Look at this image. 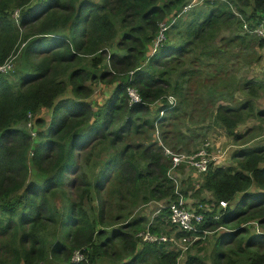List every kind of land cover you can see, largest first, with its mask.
<instances>
[{"label":"trees","instance_id":"obj_1","mask_svg":"<svg viewBox=\"0 0 264 264\" xmlns=\"http://www.w3.org/2000/svg\"><path fill=\"white\" fill-rule=\"evenodd\" d=\"M192 1L0 0V67L12 62L0 72V264H179L183 249L140 236L177 231L169 208L176 194L155 121L164 145L186 148L204 127L205 101L217 92L226 101L212 111L213 124L236 143L246 119L264 122L254 100L264 81L221 77L241 51L262 57L264 38L253 31L262 24L264 0ZM189 84L203 90L200 101L189 99ZM238 90L246 100L234 105ZM170 95L180 105L160 117ZM154 104H162L155 113ZM180 115L189 118L181 126ZM234 159L239 169L210 163L202 175L201 190L216 206L228 203L206 213L202 226L229 229L218 237L211 264H264V233L251 225L264 230V147ZM136 193L141 202L127 205ZM161 202L169 205L152 222H127L132 207ZM186 264L208 263L188 255Z\"/></svg>","mask_w":264,"mask_h":264},{"label":"rangeland","instance_id":"obj_2","mask_svg":"<svg viewBox=\"0 0 264 264\" xmlns=\"http://www.w3.org/2000/svg\"><path fill=\"white\" fill-rule=\"evenodd\" d=\"M194 3L195 1L193 0L191 4H194ZM241 35L244 36L242 32H241ZM238 54L241 57L237 58L236 60L234 58H231L228 66L224 67V70H223L224 73L221 74V77L228 79L230 82L233 81L234 77L236 78V80H241V81H244V79H246L247 81L255 80L258 82H263L264 81V48L261 50L260 55L262 57L259 60H256L255 56L254 57L244 56V51H241ZM9 64L11 65V62ZM211 69L213 70L214 67H212ZM202 83L205 86L210 85L206 82H202ZM194 85H195V82L193 83V86ZM236 85L238 86V88L240 87L238 84ZM198 87L199 85L193 88L192 85L189 84L188 88L192 94V95L190 94V98H189L191 101L201 100L203 90ZM104 91L106 90L104 89V86H103L102 92ZM238 92L242 94V98L240 100H235L234 105H239L240 103H244V101L246 100V96L244 95V92L240 90H238ZM222 94L223 93L216 92L214 97L213 95H211L205 101L204 105L207 106V109L205 113L206 117L203 119L204 127L200 129L201 133L199 134V131H196V134H192L191 136L192 138L189 141V145L185 146L186 148H182L181 146L176 149H174L172 146L171 148H173L176 151H181V152H194L200 149L205 142L211 141L213 147L210 150V158H211V162L214 163V166L215 167L217 166L225 167V168L232 167L234 169H239L238 161L234 159L235 153L240 152L241 150H244L246 148L264 147V122L256 118L246 119L244 123H242L239 126V129L237 130L238 134H243L242 141L239 143H236L232 137L226 134L225 131L215 127L213 124V115L211 116L212 111L216 109V106L219 102L226 101V100H223V98L226 95L223 96ZM258 95H259L258 96L259 98L254 99L256 101L255 103L256 109L264 110V90L262 89L259 90ZM176 98L178 99V97ZM103 99L104 97L100 98L99 102H102ZM179 105H180V100L178 99L177 107H179ZM152 106L153 107H151V109L153 113H155L157 111V108L160 107L159 104H154ZM40 116L43 118H46L47 123H48L51 118V112L48 110H44ZM188 119H186L183 115H180V120L178 121L180 123V126L182 122H187ZM198 120H200L199 117L196 118L195 120H191L190 122L198 121ZM189 125L192 128H195L194 124H189ZM259 125L262 126L263 130H258L257 126ZM155 128L157 129L156 125H155ZM201 174L202 173L197 172V175L199 177H196L195 172L193 170H183L182 180H184V189H187L189 186L190 187L196 186V189H197L198 185L200 186L198 193H196L195 195L196 198L193 196L194 191L190 190L188 194V197L191 195V199H189V203L194 208L203 206L205 210H208L210 207H212V209L217 208V210H219L220 206L219 205L216 206L214 204V197L211 196L212 194L209 193L207 190H201V187L204 182L203 176H201ZM115 188L116 187H113L111 189V192L109 193V197L111 200V204L113 206V213L117 214L116 209L118 207L119 200L116 199L114 196ZM241 196L242 194H240L237 197V199H239ZM125 200H126L125 203L127 205L130 204L131 202H137V203L141 202V198L138 196L137 193L133 196L126 197ZM210 200H211V204L209 203ZM193 202L195 203L196 206L192 204ZM168 205H166L164 202H161V203H151L147 206H141L139 209H137V206L132 207L131 210L133 211V214L131 217L127 219V222H130L131 220L138 218L139 216L145 217L149 222H152V220L155 217L159 216V212ZM164 218H165V221H167V216H165ZM114 228H117V227H114ZM170 229L171 227L169 228V230ZM227 232H229V229H227L226 227L223 230H219L217 228L216 230L211 231V233L207 235L205 239L201 241V243L195 244L192 247L190 244H187L189 248L187 250L186 249L182 250L179 264H186L188 255L202 256L206 259L208 264H211L212 256L215 252L214 248L216 246L217 239L218 237L224 235ZM252 232L256 233L254 229H252ZM262 232L264 233V230H262ZM175 234L176 232L173 233V236ZM177 249L181 250L180 247H177Z\"/></svg>","mask_w":264,"mask_h":264},{"label":"built area","instance_id":"obj_3","mask_svg":"<svg viewBox=\"0 0 264 264\" xmlns=\"http://www.w3.org/2000/svg\"><path fill=\"white\" fill-rule=\"evenodd\" d=\"M244 29L249 31L247 25H245ZM253 34L261 36L264 38V18L262 20V24L258 26L254 31ZM163 34L159 35L155 44L154 49L152 51V55L155 54L160 47L161 43L163 42ZM7 63V65L0 67V72L7 73L8 70L12 68L11 65ZM129 94L133 101L140 102V98L135 90H129ZM169 108L175 107L177 101L174 97L169 96L167 98ZM162 107V104H160ZM164 110L161 112V116L164 115ZM168 112V111H166ZM155 138L160 146L163 147L164 155L169 159V169L167 172L168 178L172 181L175 186V193L177 195L176 202L170 204V211H171V223L176 228L177 232H182L185 234L190 233H198L199 227L204 222V214L201 212V207L194 208L191 207L192 205L188 204L186 197L182 193V180L180 178V169L183 165H186L189 168L196 170L199 173H207L209 170V166L211 163L210 158V150L212 149V142L207 141L203 144V146L198 149L196 152L193 153H180L174 152L171 148L164 146L161 135L159 131L156 132ZM222 206H226V203L221 202ZM141 236H144V241L150 243H159V244H166L168 242H173L177 247L180 249L187 250V239H177L175 236H167V235H156L150 233H142ZM192 239V238H191ZM194 240V239H192ZM80 255L76 256V260H80Z\"/></svg>","mask_w":264,"mask_h":264},{"label":"clouds","instance_id":"obj_4","mask_svg":"<svg viewBox=\"0 0 264 264\" xmlns=\"http://www.w3.org/2000/svg\"><path fill=\"white\" fill-rule=\"evenodd\" d=\"M129 90H134V89H129ZM129 90H128V93H129ZM137 93V92H136ZM129 96H130V94H129ZM139 96V95H138ZM170 96H172V97H174L175 99H176V101H177V104H176V106L175 107H172V108H169V110H168V112L169 111H171V110H173V109H175L177 106H178V99L174 96V95H170ZM131 97V96H130ZM139 98H140V96H139ZM140 102H141V98H140ZM140 102H135L134 101V103H140ZM151 107H153V106H151ZM163 111V110H162ZM162 111H160V114H159V116L160 117H165L166 116V114H168L166 111L164 112V115L163 116H161V112ZM159 120H157V121H155V125H156V127H157V131H159L158 130V127H159ZM156 131V132H157ZM160 133V132H159ZM156 134V133H155ZM161 135V134H160ZM32 136L35 138V134L34 133H32ZM154 138H155V135H154ZM162 139V138H161ZM155 141L157 142V139L155 138ZM163 142V141H162ZM159 144V143H158ZM165 146V145H164ZM167 147V146H166ZM170 148V147H169ZM172 149V148H171ZM194 152H196V151H194ZM180 153H188V152H181L180 151ZM191 153H193V152H191ZM212 163V162H211ZM182 167H187L186 165H183ZM181 167V168H182ZM187 168H189V167H187ZM209 168H210V166H209ZM169 169V168H168ZM189 169H191V170H193V171H195V172H197L196 170H194V169H192V168H189ZM179 174H180V172H179ZM205 173H203V174H201V176L202 175H204ZM180 178H181V176H180ZM181 180H182V178H181ZM174 185V184H173ZM200 188V187H199ZM198 188V189H199ZM174 189H175V186H174ZM183 189H184V181L182 180V193H183ZM190 191V190H189ZM189 191H188V194H189ZM176 194V193H175ZM184 194V193H183ZM184 196L186 197V199L188 200V195L186 196L185 194H184ZM176 200H177V195H176ZM176 202V201H175ZM221 202H223V201H221ZM221 202L219 203V206H220V208H227V206H228V203H226V202H223V203H226L227 205L224 207V206H222L221 205ZM166 205H168L169 203H166V202H164ZM173 203V202H172ZM215 204V203H214ZM193 205H195V204H193ZM196 206V205H195ZM192 207V206H191ZM199 207H201L202 209H201V212L204 214V217L206 218L207 216H206V213H208V212H213V209H212V207H210L208 210H205L204 208H203V206H199ZM199 207H195V208H199ZM169 208H170V205H169ZM170 216H171V211H170ZM216 220H218L219 218H220V215L219 214H217V216H215L214 217ZM170 220H171V218H170ZM205 223V219H204V222L202 223V225L199 227V232L198 233H190V234H185V235H187L186 236V239H187V241H188V243L187 244H190L191 245V247L193 246V245H195V242H197L198 241V243H201V241L202 240H204L205 239V237L207 236V235H209L210 233H211V231H206V230H202V226H203V224ZM251 225L254 227L253 229H254V231L256 232V233H258V234H260V233H263L262 232V230H261V228L259 227V225H258V223L257 222H252L251 223ZM225 227H223V226H220L218 229L219 230H223ZM145 233H150V234H152L150 231H146ZM229 233V232H228ZM142 234V233H141ZM141 234H140V236H141ZM225 234H227V233H225ZM156 235H158V234H156ZM159 235H163V234H159ZM142 237V239H143V241H144V236H141ZM194 239V240H192V239ZM147 242V241H146ZM197 243V244H198ZM189 247L187 246V249H188ZM76 258V257H75ZM76 260V259H75Z\"/></svg>","mask_w":264,"mask_h":264},{"label":"crops","instance_id":"obj_5","mask_svg":"<svg viewBox=\"0 0 264 264\" xmlns=\"http://www.w3.org/2000/svg\"><path fill=\"white\" fill-rule=\"evenodd\" d=\"M183 170H191V169H189V168H187V167H182L181 169H180V176H181V178L183 177ZM195 172V171H194ZM195 176L196 177H199L198 175H197V172H195ZM187 179H188V177H187ZM184 181V180H183ZM195 187V189H192L193 191H194V194H193V196L196 198V191L198 190V188L200 187L199 185H198V187H197V189H196V186H194ZM190 192V191H189ZM210 193V192H209ZM212 194V193H211ZM211 196H213V195H211ZM189 199H191V195L189 196V198H188V200H187V202H188V204H190L189 203ZM209 203L211 204V200L209 201ZM192 204H195L194 202L192 203ZM191 205V204H190Z\"/></svg>","mask_w":264,"mask_h":264}]
</instances>
